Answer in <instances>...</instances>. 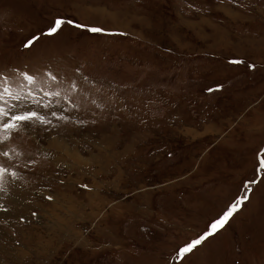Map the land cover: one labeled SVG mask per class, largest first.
Wrapping results in <instances>:
<instances>
[{
  "label": "rangeland",
  "instance_id": "374dc122",
  "mask_svg": "<svg viewBox=\"0 0 264 264\" xmlns=\"http://www.w3.org/2000/svg\"><path fill=\"white\" fill-rule=\"evenodd\" d=\"M3 78L0 264H264V0H0Z\"/></svg>",
  "mask_w": 264,
  "mask_h": 264
},
{
  "label": "snow or ice",
  "instance_id": "6c2138e0",
  "mask_svg": "<svg viewBox=\"0 0 264 264\" xmlns=\"http://www.w3.org/2000/svg\"><path fill=\"white\" fill-rule=\"evenodd\" d=\"M72 25L74 21L64 20L62 18H57L54 24L48 29L45 33L47 36H54L59 31L62 30L64 25ZM77 27H82L80 25H76ZM92 32H102L104 31L102 28L93 27L89 29ZM40 37L34 36L30 40H28L24 47L31 48L39 41ZM233 64H242L244 63L241 60H233ZM254 67V66H253ZM24 78L32 83L34 78L27 73L22 74ZM55 79V77H53ZM55 95H59V93H55ZM14 96L11 87L7 82V78L0 79V101H4L5 97ZM19 99V97H14ZM55 115V113H53ZM33 120H38L41 123H50L43 116L39 115L36 111H24L23 113L19 112V106L17 105H9L6 109L3 106H0V130L5 132H13L14 130H19L23 127L28 126ZM9 136H0V143H5L9 139ZM2 155L7 157L9 155L8 152H3ZM7 174V168L0 166V191L4 190V186L2 183L4 175ZM12 176H15L16 173H11ZM260 181L252 180L250 182H246L245 184V192L243 195L238 196L237 199L230 204L228 209L223 213V215L213 221L209 225V229L205 231L203 234L198 236L196 239L192 240L188 244L179 248L178 256L182 261L188 254H191L194 250H197L199 246H201L205 241H207L210 237L215 236L219 231H221L225 225L234 217V215L241 209L244 203L249 199L248 193L251 192V184L259 183ZM51 199V197H49Z\"/></svg>",
  "mask_w": 264,
  "mask_h": 264
},
{
  "label": "crops",
  "instance_id": "0c3cea01",
  "mask_svg": "<svg viewBox=\"0 0 264 264\" xmlns=\"http://www.w3.org/2000/svg\"><path fill=\"white\" fill-rule=\"evenodd\" d=\"M78 204V202H77V200H76V202H75V205H77ZM91 211H93L92 209H90ZM82 213H83V209H82ZM92 214V213H91ZM57 216H60L59 214L57 215ZM97 216H98V214H97ZM61 217V216H60ZM95 217H96V215H95Z\"/></svg>",
  "mask_w": 264,
  "mask_h": 264
},
{
  "label": "bare ground",
  "instance_id": "6f19581e",
  "mask_svg": "<svg viewBox=\"0 0 264 264\" xmlns=\"http://www.w3.org/2000/svg\"><path fill=\"white\" fill-rule=\"evenodd\" d=\"M54 142H55V141H54ZM57 142H60V141L58 140ZM59 144H62V145H64V143H59Z\"/></svg>",
  "mask_w": 264,
  "mask_h": 264
}]
</instances>
